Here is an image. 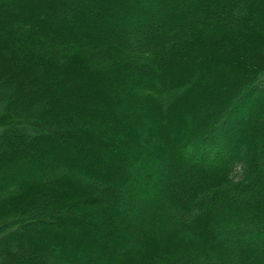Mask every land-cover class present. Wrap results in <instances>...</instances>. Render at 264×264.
I'll return each mask as SVG.
<instances>
[{
  "label": "trees",
  "instance_id": "trees-1",
  "mask_svg": "<svg viewBox=\"0 0 264 264\" xmlns=\"http://www.w3.org/2000/svg\"><path fill=\"white\" fill-rule=\"evenodd\" d=\"M0 264H264V0H0Z\"/></svg>",
  "mask_w": 264,
  "mask_h": 264
},
{
  "label": "rangeland",
  "instance_id": "rangeland-1",
  "mask_svg": "<svg viewBox=\"0 0 264 264\" xmlns=\"http://www.w3.org/2000/svg\"><path fill=\"white\" fill-rule=\"evenodd\" d=\"M199 42H205L204 40H198ZM205 43H207V42H205ZM137 107L138 106H134V110L135 109H137ZM112 118H113V116H112ZM125 127L126 126H119L118 128H119V130L121 131V132H124V130H125ZM140 188H141V186L140 185H138L137 187H136V189H132L134 192H135V194L137 193L138 195H139V198H142V193L143 192H140ZM136 194V195H137ZM137 201L135 200L134 202H133V205H132V207H135V209H136V206H137ZM98 210H99V215L100 216H98V218H102V217H104V216H106L107 215V213H108V211H109V209L108 208H106V207H104V206H102L101 205V207H98L97 208ZM136 211L137 212H133V213H129V208H127L126 209V212H127V214H128V217H129V219L131 220V218H134L135 217V220H133V221H138L139 220V218H140V215L141 214H144V216H145V214H148L149 213V211L148 210H146L145 211V209L142 211V209H139V210H137L136 209ZM143 216V217H144ZM143 228L142 227H137V230H136V228H134L133 229V226H131L130 224H126L125 223V231L123 232V233H125L126 231H129L131 234H134V232H136L137 234L142 230ZM57 231V230H56ZM75 229H73V228H69L68 229V231H66V233L68 234V235H70L71 237H77L76 236V234H75ZM100 234L104 237L105 236V232H100ZM60 235H61V232H60ZM154 242V241H153ZM151 249L152 250H154L155 248H154V245L152 246L151 245Z\"/></svg>",
  "mask_w": 264,
  "mask_h": 264
}]
</instances>
